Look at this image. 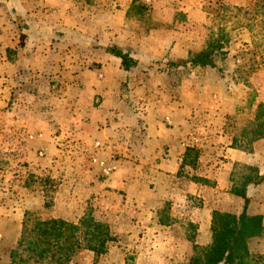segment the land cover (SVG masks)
Here are the masks:
<instances>
[{"label": "crops", "instance_id": "obj_1", "mask_svg": "<svg viewBox=\"0 0 264 264\" xmlns=\"http://www.w3.org/2000/svg\"><path fill=\"white\" fill-rule=\"evenodd\" d=\"M70 3L66 6L65 0H2L0 30L9 26L11 21L7 15H12L13 10L25 25L20 41L23 51L18 49L14 64L9 63L6 52L17 46V39H7L0 34V120L7 122V125L0 124V156L10 161L6 166L8 177L0 190H6L5 187L20 189L24 174L39 169L41 159L36 163L35 158L50 148L49 143L62 138H50L47 131L57 125L63 126L68 119L75 128L71 143H74L76 167L71 182L77 183L81 175L83 167L77 165L81 158L88 159L90 154L116 158L117 170L103 182H95L94 188L124 194L123 204L120 203L122 211L133 212L136 218L133 230L141 235L136 239L138 263L143 256L161 252L173 254L177 264H187L194 245L210 244L213 212L238 215L243 210L244 200L230 192L233 167L236 164L256 165L259 175L264 177V159L258 162V153L246 154L231 148L229 138L220 134L218 125L223 109L218 85L199 86L197 91L188 86L187 80L175 88L165 81L146 91L145 85L137 87L134 84L130 89L142 95L132 98L134 106L139 105L138 109L143 110L138 120L135 109L132 111L123 101L119 86H101L100 92L90 87L77 89L75 85L83 83V74L78 75L72 71L75 68L72 63L65 62L63 67L57 63L53 73H70L69 94L56 97L54 91L45 87L47 79L43 73L48 69L49 59L60 53L54 47L55 41H59L54 36L56 32L66 35L63 44L68 47L85 45L91 50L95 46L103 49L116 46L127 53L137 66L131 72L118 70L120 76L141 73V67L147 68L152 63L184 62L195 49L192 38L183 32L187 27L177 28L175 24L173 29H167L165 25L170 22L157 8L154 9L156 19L163 26L142 35L132 23L125 21L131 0L125 8L115 12L116 22L112 19L97 25L93 24L97 17L74 21L71 15L79 13L73 1ZM90 8L93 13L109 14L106 8L95 5ZM86 12L88 8L82 13ZM88 23L93 26L89 27ZM82 36L86 40L83 43ZM68 52L71 53V48ZM97 56L120 67L119 60L106 53ZM16 66L30 72L4 73ZM149 73H156V70ZM208 89L214 92L215 100L208 101L206 94L211 93ZM148 92L149 96H145ZM187 92L193 95L191 99L185 97ZM95 94H101L97 105H93ZM63 111L67 116L62 115ZM84 116L87 118L82 122ZM97 140L102 144L98 150L93 148ZM188 149L197 153L192 166L187 164ZM25 162L29 163L27 168ZM127 165L133 168L124 172ZM90 186L89 183L86 188ZM106 194L102 192L103 197ZM2 196L0 193V264H6L3 253L20 236L23 201L21 197L10 196L4 200ZM246 197L247 213L261 216L264 225V181L247 186ZM165 204L170 206V220L164 223L161 209ZM189 226L194 229L192 241L188 238ZM248 248L252 255L264 257V234L250 240Z\"/></svg>", "mask_w": 264, "mask_h": 264}, {"label": "rangeland", "instance_id": "obj_2", "mask_svg": "<svg viewBox=\"0 0 264 264\" xmlns=\"http://www.w3.org/2000/svg\"><path fill=\"white\" fill-rule=\"evenodd\" d=\"M65 1L66 4L64 5L67 6L73 1L77 7L79 14L71 15L74 21L97 17V19L94 18L93 23L97 25L102 21L111 22L112 19L116 22L118 19L114 16L115 12L125 8L129 0ZM131 1L125 21L132 23L136 29L138 28L141 31L140 34L142 35L163 26L161 25L162 22L156 19L155 8L161 14H164V17H167L170 22L165 25L167 29H173L175 24L177 28L182 27V29H185L187 27L183 32L189 34L195 47L189 52L188 59L184 62L152 63L147 68L141 67V73H122L125 76H120V73H118V70H120L119 64L117 66L113 61H107L97 56V54L103 53L110 55L106 52V49L116 46L105 49L95 46L91 50L87 49L85 45L68 47L63 44L66 35L56 32L54 36L59 38V41H55L54 47L60 53L49 59L50 63L47 68L51 72L49 73L48 69L43 72L47 79L45 87L54 91L56 97H67L70 87V73H62L63 71L53 73V70H57V63L61 67L65 62L72 63V66L75 67L72 68V71H75L78 75L83 74V83L80 84L79 82L78 85H75V87H78L77 89L90 87L94 91L100 92L98 89L101 86H119L123 101L132 111L135 109L134 114L140 120L143 110L138 109L139 105L134 106L132 98H141L142 95L134 94L133 90L130 89L134 84L137 87L145 85L147 87L146 91H150L151 87L161 86L165 81H169L171 87L175 88L183 80H187L188 86L195 88L197 91L199 86L213 87L218 85L220 91L218 96L222 97L221 106L223 109L218 125L220 134L229 138L231 148L246 154L258 153L257 161L261 162L264 159V154H262L264 153V139L248 142L250 136L247 133L251 129V123L255 118L258 107L264 106V0ZM1 4L2 0H0V6ZM94 5L104 10L105 8L108 9L109 14L100 11L93 13L90 7ZM85 8H88V12L82 13ZM13 11L12 15H7L11 21L9 26H5L3 30H0L2 37L7 39L15 37L17 39V46L7 49L6 52V57L11 64H14L13 62L17 60L18 49L23 51L20 41L24 37L22 36L24 35L22 34L24 30L22 26L25 25L23 24L24 20L15 14V10ZM58 20L61 21V17ZM93 24H89V27ZM13 25L16 26L13 27ZM47 32L49 33L50 30ZM69 35L75 37L73 34ZM84 38L81 40L82 43L86 41ZM213 39H218L223 44V49L214 53V67H191L187 63L191 54L204 50ZM70 48L71 53L68 52ZM8 69L4 73L30 72L18 66L13 70ZM151 70H156V73H149ZM166 70H168V73H162ZM131 71L133 69L128 72ZM149 93L145 96H149ZM214 95V92L206 94L208 101L215 100ZM185 97L191 99L193 95L187 92ZM99 100H101V94H95L93 105H97ZM63 114L66 115L64 111ZM84 117L81 120L82 122L87 118ZM3 123L7 125L5 120H0V124ZM74 130L75 128L68 119L67 121L65 119L63 126L57 125L54 129L50 128L47 131L50 138H58L59 136H62V138L52 142V144L49 143L50 148L47 151H41L43 154L35 158L36 163H39L41 159L39 169L24 174L25 179L20 184V189L11 190V188L5 187L6 190H0V193L3 194L2 199H9L10 196L21 197L23 201L22 212L23 214L25 212L30 213L32 220L61 219L77 223L84 214L91 212L96 222L105 223L114 239L108 245L107 251L102 255H95L90 251L80 250L74 255L69 264H177L173 254H163L161 252L146 255L147 257L143 256L141 262L138 263L139 254L136 253V246L138 245L136 239L141 235L139 236L133 230L136 222V218H133L135 216L133 212L122 211L123 203L121 199H123L124 194H118L116 191L112 193L109 189L94 188L95 182H103L104 179L117 170L116 158H105L95 154L88 155V159L81 158L77 164H81L80 167H83L81 168V175L78 177L77 183L71 182L76 167V161L73 157L74 143H71L75 137ZM81 132H83V129ZM83 134H86V132ZM93 144H95L93 148L96 150L102 148L99 140ZM193 155L195 153L191 154V158H193ZM86 160L87 162H85ZM28 164L25 162L24 167L27 168ZM7 165H10V161L0 156V187H3L2 183L8 177ZM132 168V165H127L124 172H129ZM106 170L110 171L108 175L105 173ZM258 174L259 170L256 165L236 164L232 171L233 184L230 191L234 188H242L247 180H256ZM89 183L91 186L87 189ZM77 184L79 185L77 186ZM102 192L107 194L103 197ZM102 198H104L103 202ZM97 199L101 201L99 202ZM45 204L47 205L45 206ZM161 210L162 221L164 223L165 221L168 222L170 220L169 204H165ZM182 226L185 229L187 228V225L181 224ZM187 232L190 233L188 238L193 239L194 229L189 226ZM15 246L16 243L12 244L3 253L6 264L10 262L9 252ZM4 258H2V262ZM178 263L181 264V262ZM260 263L264 264V260Z\"/></svg>", "mask_w": 264, "mask_h": 264}, {"label": "trees", "instance_id": "obj_3", "mask_svg": "<svg viewBox=\"0 0 264 264\" xmlns=\"http://www.w3.org/2000/svg\"><path fill=\"white\" fill-rule=\"evenodd\" d=\"M222 49L221 41L213 39L204 50L192 53L187 63L193 68H213L214 53ZM106 52L119 60L120 70L123 72L137 66L135 60L116 47L108 48ZM247 134L250 136L248 142L264 139V106L258 107ZM192 153H195L193 158ZM186 156L189 160L187 164L192 166L197 153L188 149ZM262 181L264 177L258 174L256 180H247L242 188L231 189L233 195L244 200L242 212L238 215L213 212L211 242L205 247L194 245L189 264H262L260 262L264 257L252 255L248 242L262 237L264 225L261 216L247 213L246 197L247 186L258 185ZM31 217L28 212L23 214L20 236L16 246L9 252L8 264H69L78 251L86 250L102 255L114 241L109 227L105 223L96 222L91 212L84 214L77 223L61 219L32 220Z\"/></svg>", "mask_w": 264, "mask_h": 264}, {"label": "built area", "instance_id": "obj_4", "mask_svg": "<svg viewBox=\"0 0 264 264\" xmlns=\"http://www.w3.org/2000/svg\"><path fill=\"white\" fill-rule=\"evenodd\" d=\"M109 172H110V171L106 170V171H105L106 175H108V174H109Z\"/></svg>", "mask_w": 264, "mask_h": 264}]
</instances>
